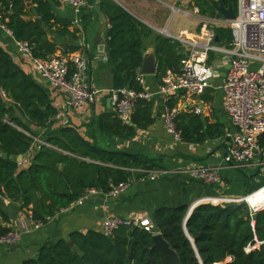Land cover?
<instances>
[{"label": "trees", "instance_id": "trees-1", "mask_svg": "<svg viewBox=\"0 0 264 264\" xmlns=\"http://www.w3.org/2000/svg\"><path fill=\"white\" fill-rule=\"evenodd\" d=\"M213 1H231L235 8L237 0H189V4L200 15L221 17ZM27 2L29 6L25 0H0L13 38L27 41L36 57L56 53L57 39L67 41L61 53L75 51L72 43L81 30L54 13L55 1ZM99 5L109 23L104 45L112 88L140 89L135 76L146 37L154 38L156 80L160 83L167 71H179L183 54L177 40L154 33L113 0H99ZM214 33L218 44L230 45L229 28L215 26ZM214 59L210 53L208 63ZM167 106H177L174 95ZM151 109V102L139 100L128 124L115 111L105 110L85 123L89 132L84 135L70 122L56 125L59 108L53 104L50 87L21 69L0 45V197L19 202L26 214L44 224L87 188L107 193L119 182L146 175L128 168L161 170L154 159L107 148L97 137H134L138 129L151 124ZM175 123L180 139L189 143L224 134L222 125L204 123L201 116L183 110ZM36 143L29 163L20 166L17 158L31 152ZM260 143L264 146V137ZM188 210L187 205L161 206L151 219L180 264H264V210L251 214L244 202L203 203L189 214ZM9 222L0 209V236L11 229ZM153 244V232L135 225L121 226L112 236L95 229L73 231L67 239L42 244L36 257L19 264H169ZM247 245L252 249L245 251ZM227 257L231 260L226 261Z\"/></svg>", "mask_w": 264, "mask_h": 264}, {"label": "crops", "instance_id": "crops-1", "mask_svg": "<svg viewBox=\"0 0 264 264\" xmlns=\"http://www.w3.org/2000/svg\"><path fill=\"white\" fill-rule=\"evenodd\" d=\"M113 1L148 26L154 33L167 37V35L160 32V30L167 27L168 32L172 35H179L182 31H187L195 40H202L200 26L201 18H204V16L192 15L195 14L193 11L195 7L189 4V0ZM97 4L99 5V0H86V5L78 13L66 4L55 2L53 5V11L57 16L71 20L73 25L81 30L79 39L72 43L76 47L74 52L82 53L89 60V80L91 87L97 90L95 102L87 106L83 113L67 110L63 114L62 119L77 125L83 135L88 130L85 123L89 119L105 110L115 111L110 104L108 93V89L112 88L110 69L106 61L95 56V50L104 45L106 31L109 27L106 18L107 25L105 29L100 28L98 15L94 9ZM171 7L189 11L191 15L173 13ZM177 14L183 16L182 22L171 28V19ZM76 17L79 18L78 25L74 23ZM171 38L173 39V37ZM13 44V38L0 29V45L10 52L13 60L21 69L40 80V77L34 72L29 58L17 53ZM154 44L153 36L143 38V53H155ZM181 52L183 56L188 52L182 44ZM56 53H60V51L57 50ZM217 59L220 60L218 55L214 60ZM226 65L221 62L217 73L211 79L210 86L205 89L203 94L188 96L180 91L175 95L177 107L180 111L197 114L201 116L204 123L222 125L223 135L206 139L202 143L174 140L163 121L161 96L154 94L151 100L152 122L146 129H138L134 137L126 139L107 138L100 135H97V137L100 144L107 148L141 154L154 159L161 166L163 172L154 180L148 178L133 179L115 199L106 198L101 194L88 195L81 205L75 204L69 210L55 214L39 228L30 231H25L26 229L23 228V226L30 228L31 225L20 203L0 197V209L10 219L8 226L11 229L21 230L20 239L16 244H0V264H19L26 259L34 258L42 244L54 242L60 238L67 239L73 231H86L88 229L100 231L104 218L108 216L147 218L152 224V214L154 210L161 206L187 205L189 208L192 206L193 209L199 204L210 203L207 199L212 196L240 198L263 186V145V153L248 167L234 169L223 164V154L228 142L227 133L234 130L222 106L223 92L220 85L226 71ZM253 66L257 67L258 63L253 64ZM158 84L159 82L154 75H145L146 89L154 92ZM49 87L53 104L61 109L65 98L64 94L53 86ZM195 107L201 108V111L197 113L194 110ZM262 137H260V140ZM37 141L39 142V140ZM36 148L37 143L34 144L31 152L17 158V161H22L20 166L29 163L31 154ZM199 165L218 167L221 182L206 186L190 179L187 169ZM226 261H229L228 258H226Z\"/></svg>", "mask_w": 264, "mask_h": 264}, {"label": "built area", "instance_id": "built-area-1", "mask_svg": "<svg viewBox=\"0 0 264 264\" xmlns=\"http://www.w3.org/2000/svg\"><path fill=\"white\" fill-rule=\"evenodd\" d=\"M60 4L69 5L75 12H79L86 5V0H52ZM173 13L191 15L189 11L177 7H171ZM198 17V9L195 8ZM6 12L0 10V29L12 36L11 31L5 25ZM235 18L227 20L223 17L201 18V41L192 38L187 31L179 35H172L167 27L160 30L167 37H173L187 48V53L180 60L178 72L167 71L162 77L154 92L145 87V75L140 68L136 71L135 81L140 89L120 87L108 89L109 100L118 118L123 123H130L131 117L139 100L151 102L154 94L161 96L163 103V121L167 131L174 140H181L176 129L175 118L180 111L176 107L169 108L167 102L171 96L183 91L188 96L203 94L210 86L214 76L213 68L208 63L209 54L219 56L221 62L228 65L221 82L223 92L222 106L234 127L227 133L228 142L223 154V164L230 168L242 169L254 163V160L263 153L260 137H264V0H237ZM200 15V14H199ZM203 16V15H201ZM76 25L79 18L74 19ZM224 26L231 31L229 46L218 44L214 38V27ZM14 49L17 53L29 58L34 72L48 86H53L64 94V102L55 115V119H62L67 110L83 113L87 106L95 102L97 90L91 87L88 75L89 60L80 52L54 53L48 57H36L33 55L29 43L25 40L13 38ZM97 58L106 61L105 45L95 50ZM218 58V57H217ZM258 63L257 67L253 64ZM199 113L201 108L195 107ZM64 124L67 120L63 121ZM19 165L22 164L18 160ZM132 173L140 171L146 175L137 179H156L163 170L160 169H135L128 168ZM190 179L198 181L206 186H212L221 182L220 172L215 166H192L187 169ZM134 178L122 181L111 188L107 193H102L96 188H87L82 195L69 206L59 212H65L75 204L81 205L88 195L101 194L106 198H117ZM211 204H227L232 202H244L251 214L264 210V185L245 194L240 198L212 196L207 199ZM31 225L25 231L39 228L42 223L34 220L30 214H26ZM135 225L150 230L152 224L147 218L108 216L104 218L100 232L106 236H112L114 231L121 226ZM21 230L10 229L0 236V244H16L20 239ZM252 249L247 245L245 251ZM231 260L230 257H227ZM220 264V263H219Z\"/></svg>", "mask_w": 264, "mask_h": 264}, {"label": "water", "instance_id": "water-1", "mask_svg": "<svg viewBox=\"0 0 264 264\" xmlns=\"http://www.w3.org/2000/svg\"><path fill=\"white\" fill-rule=\"evenodd\" d=\"M25 1H26L27 6H29V3L27 2V0H25ZM213 6H214L215 10L224 19L233 20L236 16L235 8H234L231 1H228L227 4H224L222 1H213ZM94 9L98 15V20L100 22V28L102 30H104L106 25H107L106 17L103 14L100 5H98V4L95 5ZM138 21H140V20H138ZM214 40L216 42L218 40V37L216 35H215ZM219 65H221V61L219 59L214 60L212 62L211 66L213 68L212 71H213L214 75L217 73V69H218ZM225 67L227 69L228 65H226ZM156 70H157V61H156L155 53L154 52L143 53L142 62H141V66H140L141 73L144 75H151V74L155 75ZM191 207L188 210V214L190 213V211L192 209ZM150 230L153 232V241H154L153 247L160 250V252L163 254V256L165 257V259L168 261L169 264H180L177 253L163 239L161 234L159 232H157L156 227L154 225H152ZM69 244L73 245V242H69ZM200 264H202L201 261H200Z\"/></svg>", "mask_w": 264, "mask_h": 264}, {"label": "rangeland", "instance_id": "rangeland-1", "mask_svg": "<svg viewBox=\"0 0 264 264\" xmlns=\"http://www.w3.org/2000/svg\"><path fill=\"white\" fill-rule=\"evenodd\" d=\"M185 8V7H184ZM196 8V7H195ZM182 18L183 16L181 14H177L175 17L173 16L172 19H171V28H174L176 25H179L181 24L182 22ZM170 23V24H171ZM57 43H58V50H62L64 49V44H67V41L66 40H61V39H57ZM61 52V51H60ZM56 122V125H59V124H64V119H58V120H55Z\"/></svg>", "mask_w": 264, "mask_h": 264}]
</instances>
